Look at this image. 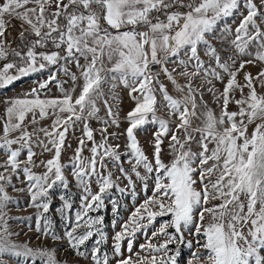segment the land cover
<instances>
[{
  "label": "snow or ice",
  "instance_id": "1",
  "mask_svg": "<svg viewBox=\"0 0 264 264\" xmlns=\"http://www.w3.org/2000/svg\"><path fill=\"white\" fill-rule=\"evenodd\" d=\"M13 19L21 22L15 47L7 36ZM249 65L255 74L245 71ZM50 66L68 79L50 73L3 101L0 264L8 258L68 264L55 246L13 239L19 233L10 230L8 188L21 176L25 187L14 190L26 191L38 210L35 231L53 245L66 240L72 264H179L182 247L186 264H264V0H0V89ZM52 81L60 95H42ZM125 90L134 106L121 118ZM122 120V132L109 131ZM149 125L151 156L137 137ZM77 130L76 147L62 163L68 135ZM121 137L123 151L113 142ZM66 169L80 189V205L73 218L71 195H60L65 231L57 235L45 214L51 190L69 189ZM133 175L152 194L115 232L110 256L104 217L90 213L105 206L114 188H131L135 204ZM111 203L116 214L118 202ZM158 217L169 219L134 250L137 233L146 234Z\"/></svg>",
  "mask_w": 264,
  "mask_h": 264
},
{
  "label": "rangeland",
  "instance_id": "2",
  "mask_svg": "<svg viewBox=\"0 0 264 264\" xmlns=\"http://www.w3.org/2000/svg\"><path fill=\"white\" fill-rule=\"evenodd\" d=\"M238 22V21H237ZM20 21L19 20H11L10 26L8 28L7 36L9 41L12 42V46H14L13 42L17 39L18 37V31L20 29ZM223 23V22H222ZM226 23L232 24V18H229ZM234 26V25H233ZM19 43V40H18ZM219 46V43H218ZM174 67L173 64L169 65V68L171 69ZM73 71H78L75 68H72ZM245 71H250L253 74L256 73L257 68L252 67L251 65L247 66ZM50 73H55L57 78L61 81L67 80L68 78L64 76L63 72L58 70V66H50L49 68L45 69L42 72L38 73H33L27 77H23L20 80L14 82L13 84L7 86L6 88L0 89V114L4 112V104L3 101L7 100L10 97H16L18 95H23L26 93L28 90H30L32 87L37 85L38 81H42L48 78ZM243 77V72H241L238 76V79L242 80ZM166 84H169V90L171 92H174V89L172 88L171 84L165 80L164 81ZM217 83V87L222 89L223 85L220 84L219 82ZM71 84V81H69L67 84L64 85L65 88L69 87ZM49 89L50 91H46L42 93V95H47V96H58L60 95L59 89L56 85L55 81H52L49 84ZM79 91V88H77V92ZM122 99L123 103L121 104V112L120 116L123 118V116L126 114L127 111H129L134 105L133 102L128 98L126 90L122 93ZM205 100H208L210 103V106L213 107L214 109H217L218 107L215 104V102L212 100V97L209 94H205L204 97ZM234 105H230V110L234 109ZM103 113H101L102 115ZM45 124L50 123V121H45ZM91 127L94 129H99L100 124L96 122L95 120L91 121ZM127 127V124L121 121V127L119 129L115 128H110L109 131H123L124 128ZM154 127L151 125L147 126L145 129L138 130L137 131V137L140 141V143L144 146L146 152L151 156V148L149 145V141L151 139V133L154 131ZM251 131V129H250ZM80 136L79 130L75 132V135H73L71 132L68 135V143L71 144V147L66 149L61 157L62 163L67 164L69 161V158L72 155L73 149L76 147V137ZM96 139L99 141L100 136L97 133ZM114 143H119L121 145V150L123 151V146H124V138L121 137L120 140L118 141H113ZM49 154L45 153L44 158H47ZM85 156L89 155V152L85 150L84 152ZM4 159L2 155H0V160ZM23 159V157H22ZM168 159L167 156V142H165V160ZM125 167H128L127 163L124 165ZM35 171L40 172L43 171L41 168L35 169ZM112 171L115 173L116 176H119L120 174L116 171L115 168L112 169ZM65 174L68 176V179L70 181L69 189L64 190L61 187H55L54 189L51 190L50 192V197H51V206H50V211L49 213L45 214L48 219L52 221L53 228L56 232L57 235H62L63 232L65 231L64 227V221L61 219V213L57 211L62 205V201L60 200V195L64 194L66 196L71 195V202L73 205L72 210L69 212V215L74 218L75 211L79 210V205H80V189L76 187V183L74 178L70 174V169L65 170ZM23 179L21 176L20 179H16L15 177L13 178V186H10L8 188V193L9 195L13 198V202L9 204V212L8 215L10 217L9 219V225H10V230L16 233H19L18 236H14L13 239L16 242H28L30 246L32 247H42V246H47V247H53L55 246L57 248V258L61 261H68V264H72V262L76 259L75 256L73 255L72 251L68 248V244L66 240H61L56 242L55 245H53L52 241L50 238L44 237L41 233L35 231L36 228V221H37V216H38V210L36 208H33L30 206V197L27 194V192H20L16 191L14 189L25 187V185H22L20 183V180ZM133 180L135 181V188L137 192V197L135 204L133 200L131 199V188H127L124 193L119 192L118 190L110 189L108 190V193L106 194L105 198V206L100 209L97 212H92L90 215L92 216H103L104 217V225H103V230L107 233L108 240L107 243L103 246L104 250H107L109 255L111 256V249H112V244H113V237L115 235V232L121 230V225L127 220L128 216L130 213L134 210L135 206H138L140 203L143 202V199L145 198L146 195L150 196L151 193V187L147 192L142 190V184L139 180L135 178L133 175ZM120 187H125L127 184V181L121 177V179L118 181ZM151 185V181L149 182ZM93 191H97V185L95 182L92 184ZM117 201L118 202V210L117 213L114 214L112 212V203L111 201ZM116 220V225L113 227L112 221ZM166 219H169V217H158L157 220L155 221L154 225L152 227H149L148 231L146 234H140L137 233V238L134 242V250H139V244L145 242V236H150L151 232L153 230V227L158 228L160 223ZM41 227H43V221L41 220ZM169 231H173L172 229H169ZM96 237H93L91 240L87 242L88 246L91 247L92 244L94 243V240ZM162 239V238H160ZM188 239H192L191 236L188 237ZM155 242V241H154ZM195 243V241H193ZM126 242L123 245V249L125 252V255H127L126 251ZM171 247L175 248V245H172ZM65 249H68L65 251ZM186 258L189 257V252L188 249L182 247V255L179 257V264H186ZM9 259V264H20L19 258H8ZM24 264H33L32 260L25 261ZM35 264H41L39 260L35 261ZM80 264H87V261H80Z\"/></svg>",
  "mask_w": 264,
  "mask_h": 264
},
{
  "label": "trees",
  "instance_id": "3",
  "mask_svg": "<svg viewBox=\"0 0 264 264\" xmlns=\"http://www.w3.org/2000/svg\"><path fill=\"white\" fill-rule=\"evenodd\" d=\"M17 43H18V40L15 39V41L13 42L14 46H15V44H17Z\"/></svg>",
  "mask_w": 264,
  "mask_h": 264
},
{
  "label": "built area",
  "instance_id": "4",
  "mask_svg": "<svg viewBox=\"0 0 264 264\" xmlns=\"http://www.w3.org/2000/svg\"><path fill=\"white\" fill-rule=\"evenodd\" d=\"M161 80L165 81L166 79L163 76H161Z\"/></svg>",
  "mask_w": 264,
  "mask_h": 264
}]
</instances>
